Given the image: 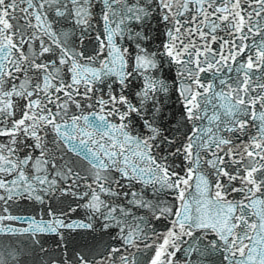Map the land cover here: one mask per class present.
Returning a JSON list of instances; mask_svg holds the SVG:
<instances>
[{
	"label": "snow or ice",
	"instance_id": "1",
	"mask_svg": "<svg viewBox=\"0 0 264 264\" xmlns=\"http://www.w3.org/2000/svg\"><path fill=\"white\" fill-rule=\"evenodd\" d=\"M0 264H264V0H0Z\"/></svg>",
	"mask_w": 264,
	"mask_h": 264
}]
</instances>
